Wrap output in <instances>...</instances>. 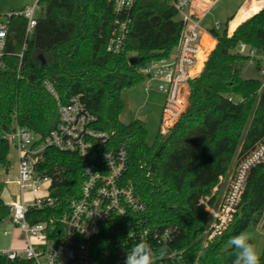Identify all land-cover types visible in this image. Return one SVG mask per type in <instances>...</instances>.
<instances>
[{
  "label": "trees",
  "instance_id": "16d2710c",
  "mask_svg": "<svg viewBox=\"0 0 264 264\" xmlns=\"http://www.w3.org/2000/svg\"><path fill=\"white\" fill-rule=\"evenodd\" d=\"M39 3L41 13L22 60L16 53L26 41L27 19H10L6 65L0 69V172L12 165L4 130L18 123L42 140L59 123L58 103L45 88V79L54 83L64 103L80 95L97 115L96 127L112 135L108 142L96 145L89 157L55 148L44 152L37 171L52 179L50 196L57 206L31 207L28 221L34 224L65 213L69 200L80 192L85 165L124 145L129 155L126 179L147 203L152 220L180 226V246L188 248V264H232L228 239L264 219V160L251 169L232 223L208 244L205 234L210 218L197 200L209 194L221 176H229L264 139V82L243 77L236 69L237 62L252 57L240 51L241 44L254 51L257 60V55L264 54V7L232 35L227 27L210 31L217 44L204 69L202 64L203 71L190 80L186 110L168 134L159 133L150 144L142 119L121 121V91L144 80L141 68L168 57L178 43L182 22L170 1L138 0L121 15L115 12L114 0ZM258 8L246 6L242 16ZM127 17L131 21L124 50L110 52L107 47L116 19ZM212 45V40L206 42L201 51L204 59ZM10 216V207L0 197V221ZM0 264L36 263L0 255Z\"/></svg>",
  "mask_w": 264,
  "mask_h": 264
},
{
  "label": "built area",
  "instance_id": "2783aa9c",
  "mask_svg": "<svg viewBox=\"0 0 264 264\" xmlns=\"http://www.w3.org/2000/svg\"><path fill=\"white\" fill-rule=\"evenodd\" d=\"M137 1L114 0L115 12L125 14ZM169 1L182 22L179 41L168 57L153 60L141 68L145 79L156 81L158 91L164 96L161 135L170 132L189 104L190 80L203 71L196 70L203 50L201 17L219 0ZM195 3L203 5L201 12L192 9ZM38 9L41 6L39 0H35L22 10L0 15V69L6 65L10 19L14 16L27 19L26 41L16 53L22 60L27 38L37 25ZM130 21L129 17L116 19L107 47L110 52L119 54L124 50ZM219 27L220 23H216V28ZM240 51L254 53L248 51L245 44L240 45ZM43 84L58 103L60 119L56 128L42 140L18 123L2 133L18 153L15 179L20 186V198L7 204L11 212L9 220L23 233L24 246L0 249V255L9 260L32 259L36 264H124L126 252L140 239H145L155 249L167 251L164 258L158 257L157 264H188V248L180 246V226L152 220L147 214V203L133 182L126 179L129 155L124 145L103 152L101 160L85 165L80 192L69 200L65 213L34 224L28 221L31 207L57 206L50 196L52 179L37 171L44 152L55 148L89 157L96 145L108 142L112 135L96 127L98 117L81 101L80 95H73L64 103L51 80L45 79ZM263 160L264 139L238 162L229 176H221L209 194L198 198L197 203L210 218L206 244L230 226L251 169ZM9 234L5 231V235Z\"/></svg>",
  "mask_w": 264,
  "mask_h": 264
},
{
  "label": "rangeland",
  "instance_id": "374dc122",
  "mask_svg": "<svg viewBox=\"0 0 264 264\" xmlns=\"http://www.w3.org/2000/svg\"><path fill=\"white\" fill-rule=\"evenodd\" d=\"M239 1L240 0H220L210 10V13L207 14L205 19L202 20L201 26L203 28L211 26L213 20L223 18L224 12L226 13L231 7H235ZM34 2L35 0H0V15H6L10 11L22 10L32 5ZM40 13L41 10L38 9L36 14L40 15ZM221 20L223 21V25H225L226 19ZM224 27L225 26H223L221 30H223ZM253 56H255V53L252 54L251 58L239 61L237 63V68L243 77L258 78L264 82V58L257 60ZM261 56H264V54ZM121 95L124 103L120 114L121 121L129 123L133 118L143 115V120L148 130L147 141L152 144L160 131L164 104V96L158 91L156 81L144 79L134 85L125 86L121 91ZM16 154L14 146L10 144V156L13 162H16ZM12 191L14 192V190ZM15 191L18 192L17 195L19 199V184L18 187L15 188ZM10 227V221H0V247H4L10 242L11 237H7L4 234V230ZM245 231L252 235V242L256 245L261 256L264 255V230L261 228V224L253 226Z\"/></svg>",
  "mask_w": 264,
  "mask_h": 264
},
{
  "label": "crops",
  "instance_id": "0c3cea01",
  "mask_svg": "<svg viewBox=\"0 0 264 264\" xmlns=\"http://www.w3.org/2000/svg\"><path fill=\"white\" fill-rule=\"evenodd\" d=\"M219 1H217L214 5H216ZM252 4L258 6L259 8L256 11L251 12L247 16H242L243 15L242 14L243 9L246 6H250ZM214 5L211 7V9L214 7ZM263 7H264V0H240L239 2H237L235 7H231L230 10H228L226 13L224 12V16L221 19H226L225 25H223V21L221 19H215V20H213V23L211 26L205 27V28L202 27L203 32H204L203 33V49L205 48L207 41H211V40L213 41L212 47L207 52L206 60L208 59L211 51L213 50V48L217 44V39L210 32L212 29L216 28V23H220V27L217 29H221V28H223V26H225L228 29V34L232 35L233 32L237 29V27L242 22H244L249 17H251L252 15L257 13ZM192 9L195 11L201 12L203 9V5H200L199 3H195L194 7ZM210 10L207 13H205L204 15H202L201 22L203 19H205L207 14L210 13ZM220 14H222V13H220ZM257 58L262 59V58H264V56L257 55ZM202 64H203V69H204L205 62H202ZM236 69L239 71V69L237 68V64H236ZM239 73L241 74L240 71H239ZM136 118L143 120L144 116L143 115L137 116V117L133 118V120ZM16 153H17V151H16ZM9 157H10V160L12 162L11 168L9 169V171H5L2 169L0 172V197L5 201L6 204L11 202V201L18 200V195H17L18 192L15 191V188L18 187V182L15 179L17 172H18V162H19L18 153L16 154V162H13V159L11 158L10 154H9ZM12 190H14V192ZM7 221H10V220H7ZM5 231L10 232L9 235H5V236L11 237V240L4 247H0V249L22 248L24 246V235L21 232V230H19L17 227H15L11 223V227L9 229L4 230V234H5Z\"/></svg>",
  "mask_w": 264,
  "mask_h": 264
},
{
  "label": "clouds",
  "instance_id": "9594fccd",
  "mask_svg": "<svg viewBox=\"0 0 264 264\" xmlns=\"http://www.w3.org/2000/svg\"><path fill=\"white\" fill-rule=\"evenodd\" d=\"M252 240L247 231L228 239L227 243L233 251L232 264H261V253ZM166 255V250H157L147 240L140 239L126 252L124 264H157L158 257L162 259Z\"/></svg>",
  "mask_w": 264,
  "mask_h": 264
},
{
  "label": "bare ground",
  "instance_id": "6f19581e",
  "mask_svg": "<svg viewBox=\"0 0 264 264\" xmlns=\"http://www.w3.org/2000/svg\"><path fill=\"white\" fill-rule=\"evenodd\" d=\"M204 60V52H201L200 53V62H199V64L197 65V68H196V70L197 71H199L200 69H201V67H202V61Z\"/></svg>",
  "mask_w": 264,
  "mask_h": 264
},
{
  "label": "water",
  "instance_id": "95a60500",
  "mask_svg": "<svg viewBox=\"0 0 264 264\" xmlns=\"http://www.w3.org/2000/svg\"><path fill=\"white\" fill-rule=\"evenodd\" d=\"M261 228L264 230V219H263V221L261 223Z\"/></svg>",
  "mask_w": 264,
  "mask_h": 264
}]
</instances>
